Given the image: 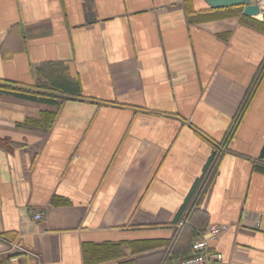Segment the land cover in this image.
Listing matches in <instances>:
<instances>
[{"label":"crops","instance_id":"obj_1","mask_svg":"<svg viewBox=\"0 0 264 264\" xmlns=\"http://www.w3.org/2000/svg\"><path fill=\"white\" fill-rule=\"evenodd\" d=\"M244 7L0 0V264H173L212 222L229 264H264V20Z\"/></svg>","mask_w":264,"mask_h":264},{"label":"built area","instance_id":"obj_2","mask_svg":"<svg viewBox=\"0 0 264 264\" xmlns=\"http://www.w3.org/2000/svg\"><path fill=\"white\" fill-rule=\"evenodd\" d=\"M259 5L264 9V0L259 2ZM44 216L42 211H37L34 214L36 219H42ZM230 224L212 222L203 226L197 233L193 241V252L188 256L179 257L173 261V264H229L224 254L212 247L211 242L217 237L229 230ZM17 248L24 250L20 246Z\"/></svg>","mask_w":264,"mask_h":264},{"label":"water","instance_id":"obj_3","mask_svg":"<svg viewBox=\"0 0 264 264\" xmlns=\"http://www.w3.org/2000/svg\"><path fill=\"white\" fill-rule=\"evenodd\" d=\"M211 7H227L234 5H243L244 14L248 16H257L261 14V18L264 20V9L261 8L258 2L253 0H206Z\"/></svg>","mask_w":264,"mask_h":264},{"label":"trees","instance_id":"obj_4","mask_svg":"<svg viewBox=\"0 0 264 264\" xmlns=\"http://www.w3.org/2000/svg\"><path fill=\"white\" fill-rule=\"evenodd\" d=\"M112 244H108V245H106V247H105V249H108V250H112ZM102 247H104V246H97V247H95V249H94V252L93 253H99V252H101V250L103 249Z\"/></svg>","mask_w":264,"mask_h":264},{"label":"bare ground","instance_id":"obj_5","mask_svg":"<svg viewBox=\"0 0 264 264\" xmlns=\"http://www.w3.org/2000/svg\"><path fill=\"white\" fill-rule=\"evenodd\" d=\"M259 16H261V14Z\"/></svg>","mask_w":264,"mask_h":264}]
</instances>
